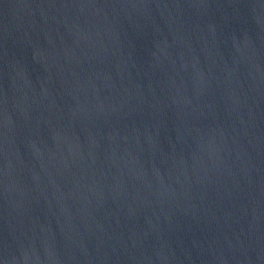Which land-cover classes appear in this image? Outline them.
<instances>
[{
  "label": "water",
  "instance_id": "water-1",
  "mask_svg": "<svg viewBox=\"0 0 264 264\" xmlns=\"http://www.w3.org/2000/svg\"><path fill=\"white\" fill-rule=\"evenodd\" d=\"M0 264H264V0H0Z\"/></svg>",
  "mask_w": 264,
  "mask_h": 264
}]
</instances>
